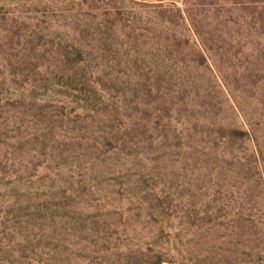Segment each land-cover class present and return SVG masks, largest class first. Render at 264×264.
Listing matches in <instances>:
<instances>
[{
  "label": "rangeland",
  "instance_id": "rangeland-1",
  "mask_svg": "<svg viewBox=\"0 0 264 264\" xmlns=\"http://www.w3.org/2000/svg\"><path fill=\"white\" fill-rule=\"evenodd\" d=\"M0 264H264V0H0Z\"/></svg>",
  "mask_w": 264,
  "mask_h": 264
},
{
  "label": "trees",
  "instance_id": "trees-1",
  "mask_svg": "<svg viewBox=\"0 0 264 264\" xmlns=\"http://www.w3.org/2000/svg\"><path fill=\"white\" fill-rule=\"evenodd\" d=\"M183 2L186 4L187 3V0H183Z\"/></svg>",
  "mask_w": 264,
  "mask_h": 264
}]
</instances>
